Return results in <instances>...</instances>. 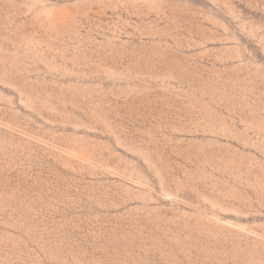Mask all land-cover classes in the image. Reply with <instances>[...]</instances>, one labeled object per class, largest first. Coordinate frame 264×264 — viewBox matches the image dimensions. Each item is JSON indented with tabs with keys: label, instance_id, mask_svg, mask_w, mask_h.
I'll list each match as a JSON object with an SVG mask.
<instances>
[{
	"label": "rangeland",
	"instance_id": "374dc122",
	"mask_svg": "<svg viewBox=\"0 0 264 264\" xmlns=\"http://www.w3.org/2000/svg\"><path fill=\"white\" fill-rule=\"evenodd\" d=\"M0 264H264V0H0Z\"/></svg>",
	"mask_w": 264,
	"mask_h": 264
}]
</instances>
